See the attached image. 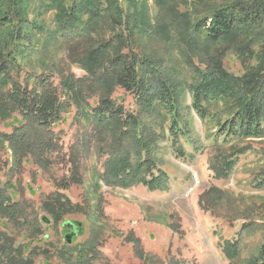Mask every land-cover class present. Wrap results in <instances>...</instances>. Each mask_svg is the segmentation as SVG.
Returning a JSON list of instances; mask_svg holds the SVG:
<instances>
[{
	"label": "trees",
	"instance_id": "obj_1",
	"mask_svg": "<svg viewBox=\"0 0 264 264\" xmlns=\"http://www.w3.org/2000/svg\"><path fill=\"white\" fill-rule=\"evenodd\" d=\"M33 3L41 12L55 13L52 32L29 19ZM154 4L165 21L152 23L148 0H127L125 6L119 0H0V119L21 117L10 134H0V142L8 145L19 163L30 157L41 169L51 165L58 150L53 127L74 105L75 121L87 129L77 151H89L98 138L97 151L106 156L107 184L128 187L135 182L150 191H167L168 177L158 153L167 132L173 147L180 137L189 139L187 123L182 126L181 120L186 92L191 93L198 117L215 125L218 152L212 167L217 173H222L220 168L231 171L233 159L250 148L241 143L264 142V0H195L189 6L183 0H154ZM36 29L46 33L42 50L32 48ZM162 42L170 55L151 50ZM58 44L65 46L68 58L87 73V79L66 76L52 51ZM229 56L239 61L242 74L226 70ZM31 59L39 63L30 66ZM54 75L60 76V87L53 83ZM118 87L134 95L136 113L116 106L111 97ZM94 95L99 96L96 106L88 104ZM223 145L237 152L227 156ZM70 159L69 182L81 185V157ZM263 183L264 175L256 187ZM223 195L211 188L201 200L214 216L221 217L216 209L224 206L225 219L243 221L238 238L225 246L230 263L235 264L245 233H254L260 225L261 206L228 193L224 200ZM95 208L100 210L98 204ZM42 210L55 222L77 213L89 219L95 213L87 198L74 205L59 191L42 197ZM25 218L23 204L0 189V219L26 231ZM96 218L105 216L99 212ZM78 229L81 232L83 226ZM103 237L96 228L81 245L59 252L60 259L63 264L99 263L106 259L100 251ZM129 241L138 258L147 262L150 256L140 239L133 236ZM244 262L264 264V241ZM0 264H35L1 228Z\"/></svg>",
	"mask_w": 264,
	"mask_h": 264
},
{
	"label": "rangeland",
	"instance_id": "obj_2",
	"mask_svg": "<svg viewBox=\"0 0 264 264\" xmlns=\"http://www.w3.org/2000/svg\"><path fill=\"white\" fill-rule=\"evenodd\" d=\"M119 1L126 5L127 0ZM183 1L189 6L195 0ZM148 6L152 23L165 21L155 7L154 0H148ZM180 10L183 11L184 7ZM54 15V12H41L37 3L30 6L29 19L48 32L55 29ZM34 33L32 48L42 50L46 44L43 38L46 33L39 29ZM163 44H153L151 50L170 55ZM52 51L60 67L65 68L66 76L72 74L76 81L89 77L71 62L64 45L58 44L56 49L52 47ZM176 54L175 58L178 56ZM30 62V66L37 65L39 59H31ZM195 65L201 67L197 60ZM224 66L234 75L243 73L239 61L232 56L225 59ZM60 80V76H53L55 86L60 87ZM111 98L126 113L138 111L134 95L122 88H116ZM98 101L99 96L94 95L88 104L96 106ZM76 114L73 105L63 120L53 127L58 150L51 156L52 163L47 169H41L30 157L19 163L8 145L4 146L0 142V189H7L13 202L23 204L26 208L24 222L27 224L24 227L26 231H20L14 229L8 220L0 219V228L15 238L25 258L32 259L35 264H63L59 252L81 245L92 231L99 228L104 234L100 251L106 259L97 264H231L225 246L238 238L243 221L225 219L224 206L216 209L221 217L206 210L201 199L211 188L224 192V200L228 193L237 200L244 197L248 204L261 206L257 211L262 215L257 221L260 225L254 233L252 230L245 233L240 246V258L235 264H244V260L257 253L264 241V183L261 188L256 187L264 175V142L241 143L242 146L248 144L250 148L233 159L235 166L231 171L220 168L222 173H217L212 167L218 152L215 148V125L198 117L192 109L191 93L186 92L181 120L182 126L187 123L189 139L180 137L177 147H173L167 132V140L160 144L158 153L164 162L162 169L168 177L167 191H150L135 182L128 187L110 186L103 177L106 156L99 155L97 151L98 138L89 151H77V143L86 137L87 129L84 124L78 126ZM20 120L18 114L10 119H0V134H10L20 125ZM223 149L222 152L227 156L237 152L229 151L226 145H223ZM180 150H184L185 155L181 156ZM74 155L81 157L80 165H83L82 173L80 171L81 185L69 182L72 174L70 158ZM194 175L198 176V181ZM57 191L74 205H82L87 198L94 206L95 213L89 219L77 213L55 222L42 210V197ZM96 204L100 206L99 211L95 208ZM99 212L105 216L104 220L96 218ZM230 213L234 215L232 211ZM43 218H47L50 223L46 224ZM66 223L76 227L71 244L66 241V235L70 234L64 228ZM79 223L83 226L81 232ZM37 230L41 232L40 235ZM130 234L140 239L142 249L150 256L147 262L138 258L133 244L129 243L132 240Z\"/></svg>",
	"mask_w": 264,
	"mask_h": 264
},
{
	"label": "water",
	"instance_id": "obj_3",
	"mask_svg": "<svg viewBox=\"0 0 264 264\" xmlns=\"http://www.w3.org/2000/svg\"><path fill=\"white\" fill-rule=\"evenodd\" d=\"M43 221H44L46 224H49V223H50V221H49L47 218H43ZM64 227L67 228V229L70 231V234H67V235H66V241L68 242V244H71L73 236L76 235V233H75V228H76V227H75L74 224H71V223H66V224H64ZM78 227L81 228V227H82V224L79 223V224H78Z\"/></svg>",
	"mask_w": 264,
	"mask_h": 264
},
{
	"label": "bare ground",
	"instance_id": "obj_4",
	"mask_svg": "<svg viewBox=\"0 0 264 264\" xmlns=\"http://www.w3.org/2000/svg\"><path fill=\"white\" fill-rule=\"evenodd\" d=\"M195 177H197V179H196ZM194 179H195L196 181H198V176H194Z\"/></svg>",
	"mask_w": 264,
	"mask_h": 264
},
{
	"label": "built area",
	"instance_id": "obj_5",
	"mask_svg": "<svg viewBox=\"0 0 264 264\" xmlns=\"http://www.w3.org/2000/svg\"><path fill=\"white\" fill-rule=\"evenodd\" d=\"M194 176H197V175H194Z\"/></svg>",
	"mask_w": 264,
	"mask_h": 264
}]
</instances>
